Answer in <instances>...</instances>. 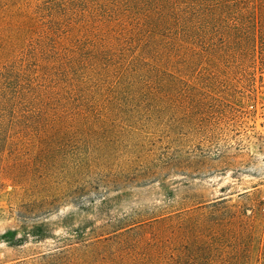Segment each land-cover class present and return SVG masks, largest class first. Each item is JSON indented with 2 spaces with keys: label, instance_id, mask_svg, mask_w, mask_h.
I'll return each mask as SVG.
<instances>
[{
  "label": "trees",
  "instance_id": "obj_1",
  "mask_svg": "<svg viewBox=\"0 0 264 264\" xmlns=\"http://www.w3.org/2000/svg\"><path fill=\"white\" fill-rule=\"evenodd\" d=\"M263 85L264 0H0V173L27 157L49 215L77 208L27 227L54 247L16 264H264L263 200L179 186Z\"/></svg>",
  "mask_w": 264,
  "mask_h": 264
},
{
  "label": "rangeland",
  "instance_id": "obj_2",
  "mask_svg": "<svg viewBox=\"0 0 264 264\" xmlns=\"http://www.w3.org/2000/svg\"><path fill=\"white\" fill-rule=\"evenodd\" d=\"M250 106L252 111L244 110L229 120L239 124L220 137V144L213 146L214 158L207 162L206 174L179 178L183 196L194 201L226 196L232 202L250 205H258L251 197L264 201V92ZM21 160L15 179L9 173L8 163L0 173V264L49 259L53 241L34 238L26 233L27 227L43 221L55 225L65 215L77 211L73 205H60L49 215V201L40 200L49 191V180L42 177L44 169L32 167L27 157L22 156ZM7 190L11 193L5 195ZM162 191L163 188L156 184L139 188L133 191L128 202L152 204L162 198ZM29 198L32 202L25 204L23 201ZM9 202L16 205L13 212ZM10 230L17 232L16 240L22 239L21 244L11 245L6 241L4 235Z\"/></svg>",
  "mask_w": 264,
  "mask_h": 264
}]
</instances>
